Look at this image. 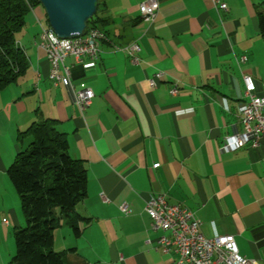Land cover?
<instances>
[{
    "label": "crops",
    "instance_id": "obj_1",
    "mask_svg": "<svg viewBox=\"0 0 264 264\" xmlns=\"http://www.w3.org/2000/svg\"><path fill=\"white\" fill-rule=\"evenodd\" d=\"M142 1L101 0L106 40L98 58L66 57L74 88L94 93L82 113L69 91L48 79L49 62L35 43L44 10L27 14L16 41L28 67L0 90V264L13 255V233L24 223L6 173L17 135L47 118L56 120L87 176L75 209L89 223L78 224L77 237L63 220L53 232L64 264H173V248L164 252L156 243L170 233L151 228L144 211L152 194L190 209L204 236L233 235L242 256L264 264V146L220 150L225 136L241 131L242 75L262 91L264 37L256 13L263 0H220L226 11L213 0H158L152 21L142 18ZM132 42L140 48L136 64L122 49ZM156 71L162 76L152 88Z\"/></svg>",
    "mask_w": 264,
    "mask_h": 264
},
{
    "label": "trees",
    "instance_id": "obj_2",
    "mask_svg": "<svg viewBox=\"0 0 264 264\" xmlns=\"http://www.w3.org/2000/svg\"><path fill=\"white\" fill-rule=\"evenodd\" d=\"M36 6H41L37 0H0V90L16 82L28 67L16 35ZM101 6L97 0L84 31L102 29ZM256 17L264 37V0ZM17 142L18 150L6 173L18 196L24 225L13 233L15 250L5 264H64L65 252L53 249V232L63 220L77 237L81 232L78 224L90 221L75 209L86 195L85 164L70 156L67 139L53 119L31 123L18 133Z\"/></svg>",
    "mask_w": 264,
    "mask_h": 264
},
{
    "label": "built area",
    "instance_id": "obj_3",
    "mask_svg": "<svg viewBox=\"0 0 264 264\" xmlns=\"http://www.w3.org/2000/svg\"><path fill=\"white\" fill-rule=\"evenodd\" d=\"M216 8L226 11V4L220 0H213ZM138 10L145 21H152L158 11V0H144L138 4ZM39 31L36 45L45 53L49 62L48 79L52 85L64 86L72 96L73 102L82 113L91 103L94 96L90 88H74L71 77V64L65 62L71 56L74 63L82 62L87 57L91 60L98 58L100 43L106 40V33L97 27H90L82 34L68 38H59L49 30L47 22L38 20ZM114 49L120 47L113 46ZM129 56L130 62H139L137 53L140 48L132 42L122 47ZM162 76L156 71L148 80L150 87L157 85L155 78ZM244 85L243 105L240 112L241 131L223 138L220 150L234 151L245 145L264 146V82H261V93H255V83L251 75L243 74ZM178 87L174 85L169 93L175 95ZM264 164V156L261 158ZM159 163H154L153 168ZM122 213L129 212L128 205L123 202L119 205ZM144 211L150 218L153 229L168 231L170 236L161 235L156 243L165 252L172 247L177 254L173 264H258L257 260L245 258L239 253L234 236L231 234H214L204 236L200 231V222L195 214L180 203H171L164 194H152L146 200ZM7 224L6 218L2 219Z\"/></svg>",
    "mask_w": 264,
    "mask_h": 264
},
{
    "label": "water",
    "instance_id": "obj_4",
    "mask_svg": "<svg viewBox=\"0 0 264 264\" xmlns=\"http://www.w3.org/2000/svg\"><path fill=\"white\" fill-rule=\"evenodd\" d=\"M48 25L59 38L80 35L93 16L97 0H37Z\"/></svg>",
    "mask_w": 264,
    "mask_h": 264
},
{
    "label": "bare ground",
    "instance_id": "obj_5",
    "mask_svg": "<svg viewBox=\"0 0 264 264\" xmlns=\"http://www.w3.org/2000/svg\"><path fill=\"white\" fill-rule=\"evenodd\" d=\"M47 26L49 27V30L52 31V29L50 28V26L48 25V23H47ZM262 82H264V80Z\"/></svg>",
    "mask_w": 264,
    "mask_h": 264
},
{
    "label": "rangeland",
    "instance_id": "obj_6",
    "mask_svg": "<svg viewBox=\"0 0 264 264\" xmlns=\"http://www.w3.org/2000/svg\"><path fill=\"white\" fill-rule=\"evenodd\" d=\"M40 7L42 8V6H40ZM42 9H43V8H42ZM16 36H18V35H16ZM23 225H24V224H23ZM23 225H22V226H23ZM22 226H21V227H22Z\"/></svg>",
    "mask_w": 264,
    "mask_h": 264
}]
</instances>
